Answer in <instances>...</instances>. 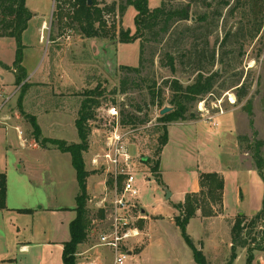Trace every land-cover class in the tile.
<instances>
[{
	"label": "rangeland",
	"instance_id": "374dc122",
	"mask_svg": "<svg viewBox=\"0 0 264 264\" xmlns=\"http://www.w3.org/2000/svg\"><path fill=\"white\" fill-rule=\"evenodd\" d=\"M94 1L96 9L102 10L104 24L96 22L97 35L90 37L75 17L79 8L75 2L67 0L56 20L52 16L55 0H29L30 6L49 21L48 29L41 34L44 40L41 50L37 45L39 33L30 28L23 34L24 40L35 46L25 49L24 62L31 72L38 66L37 74L26 80L31 83L24 92L16 84L17 72H14L17 43L14 38L0 37V61L9 66L5 69L0 65V72L7 78L5 92L6 95L15 92L5 110L6 115L12 116L8 122L20 125L29 141L36 139L32 116L42 128L40 139H36L40 148L35 150L28 144L22 147L15 128L0 123L4 130L0 131V172L7 175L9 204L32 207L74 204L79 185L71 156L43 140L54 137L68 144L80 142L76 120L81 105L85 100L95 99L99 105L92 108L93 117L87 122L88 150L84 152L89 173L87 209L91 223L81 250L95 247L104 264H114L112 248L99 245L103 242L100 232L108 228L106 208L99 204L107 199L108 206L113 196L116 168L107 155L112 158L118 155V170L122 171V154L128 153L141 190V202L148 205L149 213L151 208L158 210L162 206L161 211L166 212L146 215L138 221L141 234L126 245L140 257L135 264H141L143 256L148 261L145 264H197L175 222L179 211L166 201L169 191L158 180L160 168L155 171L152 167L160 159L161 139L170 128L171 141L162 156L163 179L172 190L190 188L196 171L231 165L235 140L234 128L231 132L228 122L230 125L235 121L244 167L258 166L255 161L258 148L264 158V27L253 37L255 0H149L150 10L185 8L192 19L171 20L165 30V17H162L153 27L146 28L143 35L137 33L138 11L134 0ZM263 1L259 0L260 4ZM90 5H93L92 0ZM103 13L111 14L108 20ZM203 16L205 20L201 19ZM107 22L113 26L108 27ZM34 23L35 20L33 26ZM68 28L72 29L70 38L65 35ZM36 52L37 57L40 55L37 61L32 59ZM168 54L175 58V71L168 64ZM200 73L206 77L215 75L211 92L198 101L188 102L187 120L161 119L166 115L160 114L161 109L174 106L171 100L180 94L171 82L179 81L186 87ZM228 93L234 95L235 103ZM215 105L223 106L227 112L225 116L198 124V128L188 124L203 119L205 109L215 113ZM16 111L19 118L14 114ZM192 114L195 118H191ZM219 128L224 130L221 135L216 134ZM207 130L214 134L208 137ZM116 145L120 152L115 149ZM25 159L26 165L18 168L17 163ZM260 170L264 175V162ZM121 177L118 180L120 188ZM226 180L229 212L245 214L218 218L202 240L190 237L207 264H247L249 253L253 256V264H264V215L257 224L251 223L254 214L263 206L264 180L261 188L249 183L247 172H242L239 178L229 174ZM238 184L245 195L241 204L237 201L241 198ZM218 210L222 209L218 207ZM240 216H245L242 226L248 246L234 250L232 227ZM23 217L0 213V236H4L0 242V259L6 246L4 238L7 246L13 244L16 240L13 223L23 226ZM15 251L19 263L22 260L27 264H45L49 258L44 247L24 255H20L17 248ZM88 260L86 254L77 257L78 262ZM0 264H3L1 260Z\"/></svg>",
	"mask_w": 264,
	"mask_h": 264
},
{
	"label": "trees",
	"instance_id": "16d2710c",
	"mask_svg": "<svg viewBox=\"0 0 264 264\" xmlns=\"http://www.w3.org/2000/svg\"><path fill=\"white\" fill-rule=\"evenodd\" d=\"M91 0H75V6L79 5L76 9L75 17L80 21L82 29L90 37L97 35L95 32V23L100 22L102 25L104 21L101 19L102 10L96 9L95 1L93 5H90ZM133 4L138 11L136 22H137V33L143 35V31L146 28H151L156 21L160 18L165 17V30H167V25L171 20H189L192 17L189 14V10L174 9L166 11L163 7H156L153 10L149 9V0H134ZM253 12L256 15V23L254 25L255 32L253 37H256L264 27V1L260 4L259 0H255L253 3ZM0 37H10L14 38L17 43L16 55L14 60L15 69H17L16 74V84H18L24 92L27 89V85L30 83L27 80L28 72L23 65L24 60V43L23 34L28 28L29 21L33 18L34 13L27 6L26 0H0ZM206 16L201 17L205 20ZM124 35V33H122ZM127 37V36H126ZM168 64H170L171 69L175 71V58L173 55L168 54ZM214 60V59H213ZM0 65L8 69L9 66L0 61ZM129 70H136L132 67H125ZM217 72L215 73V75ZM214 75V76H215ZM214 76H204L200 73L197 79L183 87L179 81L171 82L174 90L178 91L180 94L173 97L172 104L174 105V110L161 117L167 121H178L187 120L188 112V102L198 101L202 96L211 92L214 87ZM99 105V101L85 100L80 108L79 116L76 120V127L78 130V135L80 137V142L68 144L65 140L44 138L43 142H51L59 150L64 153H70L72 156V163L77 173V179L79 183V194L77 195V206L75 208L77 212L76 218L70 224L71 240L64 244L63 260L65 264H78L77 252L78 246L82 244L90 232L91 219L88 214L87 209V177L89 175L86 169V162L84 159V152L88 150V137L89 128L87 127V122L93 117L92 108ZM191 118H195L192 114ZM32 126L33 133L36 139H40L42 130L35 116H32ZM168 142V131L165 132L163 138L161 139V149ZM260 144V143H258ZM259 147V146H258ZM255 161L258 164L256 167L259 175L264 180V175L260 170L264 158L261 157L259 153V148L255 152ZM155 171L160 168V159L152 167ZM123 178V177H121ZM160 181V178H158ZM200 185L201 191L199 193H188L186 195L185 201L183 203L176 205L179 214L175 216V222L182 232V236L185 239L188 246L193 251L194 260L197 264H207L203 254L196 249L194 242L187 232V227L190 220L196 215L198 208H202L204 213L207 212L205 209L209 207V215L213 214L212 206H220L223 201L224 192V178L219 173H201L200 175ZM7 197V175L5 173H0V209H5ZM29 209H18V212L24 213L29 212ZM103 211H101V216ZM264 215V199L262 209L253 216L251 223L253 225ZM244 222L245 216H240L232 227V246L234 250L237 247L248 246V240L244 237ZM243 225V226H242ZM256 240V239H254ZM236 258V252L233 253V259ZM247 264H253V256L249 253L247 257Z\"/></svg>",
	"mask_w": 264,
	"mask_h": 264
},
{
	"label": "crops",
	"instance_id": "0c3cea01",
	"mask_svg": "<svg viewBox=\"0 0 264 264\" xmlns=\"http://www.w3.org/2000/svg\"><path fill=\"white\" fill-rule=\"evenodd\" d=\"M53 1V0H52ZM27 6L29 7V9L34 13L33 18L29 21V25L28 28L26 29L25 33L32 28L33 30H35V32L39 33V38H38V42L37 45L39 46L38 50H41V46L44 42L43 38V31L42 27L44 24L48 25V21L45 17L44 14H41V12H38L37 10H34L33 6L31 7L29 4V0H26ZM35 20L34 26L32 25V22ZM51 28V25H50ZM29 32V31H28ZM42 34V35H41ZM37 35V34H36ZM44 37H45V32H44ZM23 43H24V51L26 48H31V47H35L34 44H32L31 42H26L24 40V36H23ZM24 57H25V52H24ZM40 57V55H38L37 57V52L34 54V57L32 58L33 60L37 59ZM31 59V60H32ZM25 58L23 60V65L24 67L27 69L28 72V77L27 80L29 79V77L33 78L35 76L36 73V69L38 66H36V69L34 71H30V69L28 68V66H26V63L24 62ZM35 61V62H36ZM34 62V63H35ZM40 64V63H39ZM4 76V83L6 82V75L1 73ZM31 83V81H28ZM6 86L4 85V90ZM227 113V112H226ZM225 113V114H226ZM225 114L223 115H219L217 116V118L219 117H223L225 116ZM216 118V117H215ZM208 123L209 121L206 120L205 118L203 119H199V120H195V121H191L188 124H193L195 125L196 128H198V124L201 123ZM39 123V122H38ZM210 123V122H209ZM217 126H218V122ZM40 125V124H39ZM174 125V124H172ZM171 125V126H172ZM15 126V125H13ZM20 126V125H19ZM228 126L230 127L231 132H233V128H234V140H235V154L234 156H232V162L229 164H225L223 167L221 168H206V170H199L195 172V177L194 180L190 186V188H183L181 190H172L170 189V186L164 182L163 179V172H162V156L163 153L165 152L166 148H168V145L171 141V132H170V128L168 131V142L166 143V145L163 147L162 152H161V156H160V182L162 183V185H164V187L167 189V191L170 192V198L168 199L166 196V201L172 206V208L176 209V205L178 206V204L183 203L185 201L186 195L188 193H199L201 191V185H200V175L201 173H211V172H216L219 173L221 176H223L224 178V192H223V201L222 204L220 206H212L213 208V214L209 215V207H207L205 209V212L203 211V209L200 207L198 208L196 215L190 220L188 227H187V232L188 230H190V233H188L194 240H202L203 238L206 237L207 233L209 232V230H211V228H213L214 222L216 224V222L218 221V218L220 217H233L235 215H240V214H245V213H230L229 212V207H228V203H227V196H226V192H227V180L226 178L228 177L229 174H234L236 175L238 178L242 175V172H247L248 173V177H249V183L254 185L255 188H257V186H259L260 188L262 187V179L258 173L257 168H253L251 166L248 167H244V158L242 157V155L240 154V150H239V143H238V133H237V122L235 121L234 124L230 122H228ZM21 127V126H20ZM41 127V126H40ZM236 128V129H235ZM42 130V128H41ZM0 131H4L2 128H0ZM208 131V130H207ZM223 129L219 128L216 130V134L221 135L223 133ZM212 131L210 130V132L208 131V137H211L210 135H212ZM78 134V131H77ZM214 134V133H213ZM170 137V138H169ZM207 137V139H208ZM54 138V137H53ZM63 140V139H61ZM78 143V142H76ZM31 148V147H30ZM40 147H35V150H38ZM64 153V152H63ZM68 153V152H67ZM64 153V154H67ZM70 154V153H68ZM71 156V154H70ZM71 160H72V156H71ZM27 161L25 160H21V162H18V168L26 165ZM73 164V163H72ZM2 173V172H0ZM77 174V173H76ZM34 179V177L32 176V180ZM78 181V179H77ZM79 185V183H78ZM243 187L241 186V184H238V191L240 192V197L237 198V201L239 204H241L243 202V199L245 197L244 195V191L242 190ZM80 188L78 189V192L76 193L75 196V200L77 198V195L79 194ZM6 205L7 207L5 209H0V213L5 212L8 216H12V214H17V215H22L24 216V224L23 226H20L19 224L13 223L14 228L16 229V240L13 242V244L7 246V240L6 238H4V245L5 246V251H4V256L1 257V262L3 264H14L13 262L15 261L17 264H27L26 262H22V260H20L19 263V258L18 255L15 254V249L17 248L18 253L20 255H24V254H29L31 253L33 250L37 249V248H47L48 254H49V258L46 259L45 264H65L64 260H63V252H64V244L69 242L71 240V233H70V224L71 222L76 218L77 216V212L75 210L76 206H77V200L74 202L73 205L71 206H63V207H45L43 205H40L39 207H32V206H14L9 204V189L7 186V197H6ZM140 205L142 207V209L145 211V214L148 216L150 214H155L156 212H162L161 209H163V206L160 207L161 209H155V208H151V213H149L147 210L148 205L147 204H143L140 200ZM218 207L222 210H218ZM18 209H29V212H18ZM162 213H166V212H162ZM247 215V214H246ZM255 215V214H254ZM4 216V215H2ZM248 216H253V214H248ZM192 229V230H191ZM193 229L195 232H193ZM1 237L4 236H0V242H1ZM81 246L82 244H80L78 246V252L76 254V256H82L83 254H86V257L89 258V260L86 262H78V264H104L103 261L100 260V253L98 250H95V247H90L88 250H81ZM25 247L24 251H21V248ZM136 249V248H135ZM93 250V252H91ZM130 253V261L128 262V264H135L138 263L140 257L138 254H135L134 250ZM145 254V253H144ZM22 262V263H21ZM147 263V258L143 256L142 258V262L141 264H145ZM195 262V261H194ZM196 263V262H195ZM126 264V262H125Z\"/></svg>",
	"mask_w": 264,
	"mask_h": 264
},
{
	"label": "built area",
	"instance_id": "2783aa9c",
	"mask_svg": "<svg viewBox=\"0 0 264 264\" xmlns=\"http://www.w3.org/2000/svg\"><path fill=\"white\" fill-rule=\"evenodd\" d=\"M66 1L67 0H55V6L52 12L54 19L58 20L59 10L65 7ZM69 1L75 2V0ZM110 16V13H103L105 20H108ZM107 26L112 27L113 25L109 22ZM45 29H48L47 24L43 25V30ZM71 31L72 29L70 28L66 30L65 35L67 38H70ZM14 72H17V69L14 68ZM4 85V76L0 72V123H4L15 128L22 147H27V144L29 147H38L36 139L34 141H29L24 137L23 131L19 125L13 126L8 122V120L12 119V116L10 114L6 115L5 110L7 103L11 100L15 92L11 93L10 95H6ZM231 102L235 103L232 100ZM215 109V113H211L209 110L205 109L207 112L202 114L203 118L208 121H214L215 117L225 114V110L222 105H215ZM14 114L19 118L17 111ZM215 124L217 125L216 122ZM115 149L118 150V145L115 146ZM118 152L120 151L118 150ZM122 155L124 159L122 171L118 170V155H116L114 158L110 157V155H107L116 168V170L113 171L115 176V181L113 184V196L108 206L107 203H105L107 199H103L99 204L100 207L106 208L105 222L106 226L108 227L106 230H103V232H100L103 242L99 243V245H108L112 248L114 252V264H125L127 258L130 256L129 252L134 250L133 248H126L127 242L141 234V229L137 223L139 220L145 219L147 217L139 202L141 190L137 184L136 172L131 168V164L129 163L130 156L128 153H123ZM121 176H123V183L120 188L118 180ZM91 232L95 233V230H92ZM24 250L25 247H22L21 251Z\"/></svg>",
	"mask_w": 264,
	"mask_h": 264
},
{
	"label": "water",
	"instance_id": "95a60500",
	"mask_svg": "<svg viewBox=\"0 0 264 264\" xmlns=\"http://www.w3.org/2000/svg\"><path fill=\"white\" fill-rule=\"evenodd\" d=\"M90 4H91V1H90ZM173 110H174V106H165L161 109L160 114L165 115ZM167 198L168 199L170 198V192L168 193Z\"/></svg>",
	"mask_w": 264,
	"mask_h": 264
},
{
	"label": "bare ground",
	"instance_id": "6f19581e",
	"mask_svg": "<svg viewBox=\"0 0 264 264\" xmlns=\"http://www.w3.org/2000/svg\"><path fill=\"white\" fill-rule=\"evenodd\" d=\"M228 94L230 95L231 100L235 102V97H234V95H233V94H230V93H228Z\"/></svg>",
	"mask_w": 264,
	"mask_h": 264
}]
</instances>
